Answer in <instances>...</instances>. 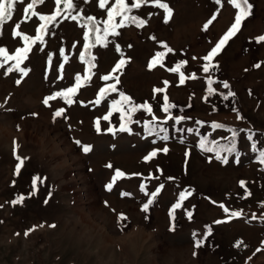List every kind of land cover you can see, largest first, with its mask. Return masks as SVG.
I'll return each instance as SVG.
<instances>
[{
  "label": "rangeland",
  "instance_id": "obj_1",
  "mask_svg": "<svg viewBox=\"0 0 264 264\" xmlns=\"http://www.w3.org/2000/svg\"><path fill=\"white\" fill-rule=\"evenodd\" d=\"M30 2L17 4L12 19L0 27V47L10 54L24 47L22 36L13 34L16 24L34 38L42 23L38 16L25 20L23 8ZM72 2L70 10L61 4L43 41L32 44L20 65L29 69L27 76L7 72L14 61L0 68V264H264V163L258 159L264 150V42L255 40L264 35V0H248L252 15L207 73L202 58L238 11L228 0L222 5L163 0L173 9L167 23L163 9L144 3L130 13L146 21L143 26L118 28L119 35H109L105 44H95V33H90L91 64L80 59L90 27L87 17L102 29L115 0H107L104 8L100 0ZM34 10L51 15L55 0H44ZM214 13L216 19L204 30ZM158 52L166 55L149 68ZM121 59L126 63L112 73ZM181 61L186 63L179 71L170 70ZM78 74L82 86L73 103L62 97L43 103L74 86ZM105 75L119 82L105 81ZM112 84L117 91L97 104L99 89ZM209 88L215 91L209 94ZM229 91L235 95L225 100ZM120 93L135 105L151 107V112H131L127 131L119 130L122 113L111 103L121 99ZM165 96L174 105L168 112L163 111ZM122 107L127 112L130 106ZM59 109L64 111L57 117ZM214 122L225 127L214 128ZM230 129L238 132L234 152L221 147L217 159L216 151L200 146L206 139L231 147ZM83 145L91 150L84 152ZM153 150L156 155L146 161ZM17 156L23 158L19 174ZM116 170L125 175L113 181ZM34 177L40 178L35 188ZM110 183L111 190L106 187ZM160 185L164 187L153 199L151 193ZM186 191L191 194L173 211ZM20 195L22 203L13 205ZM149 199L153 202L145 211ZM237 211L241 215L230 218Z\"/></svg>",
  "mask_w": 264,
  "mask_h": 264
},
{
  "label": "snow or ice",
  "instance_id": "obj_2",
  "mask_svg": "<svg viewBox=\"0 0 264 264\" xmlns=\"http://www.w3.org/2000/svg\"><path fill=\"white\" fill-rule=\"evenodd\" d=\"M147 2H151L153 4H155L157 7H159L160 9L164 10V21L165 23L168 22L169 19H171L172 14H173V9L171 7H169V5L166 2H163V0H133V2L131 4H129L127 2V0H115V2L112 4V6L110 8L107 9V19L102 21L104 27L101 29L100 27L97 26L95 18L94 17H87V22L88 24L91 25V27L88 28L87 31L84 32L83 35V39L85 41L83 47H84V51L80 52V59L86 63L91 64V60L93 59V57H91L89 49L94 46V44L89 43L88 41L90 40V33H95V44H105L107 37L109 35H119V33L116 31V29L118 28H122L124 26H126L127 24H136L138 27L143 26L146 21L140 19L139 17L135 16V15H130V13L132 12V9L134 8H139L142 6V4L147 3ZM217 5H222V0H215ZM24 0H0V27H2L6 21H9L12 19L13 17V12L15 10V6L17 4H23ZM44 0H31L30 3H27L26 7L23 8V13H24V17L25 20H30L32 17L34 16H38L39 20L42 21V23L39 24V27L37 28V35L33 38L31 36H28L27 34L22 33L21 31H19L20 29V24H16L15 25V29L13 31V34L15 36H22L23 40H24V47H17L13 53H9V51L3 47H0V68L5 67V65H8L9 61H14V63L7 68V72H12V71H19L21 72L24 76L28 75L29 69L26 68H22L20 65L21 63L27 59V54L29 51H31V46L32 44H35L37 41H43V36L44 34L47 32L49 25L53 24L56 21L57 16H59L61 14V4H63V9L65 10H70L74 7L72 0H55V5H56V10L55 12H53L51 15H43L40 14L38 12H36L35 6L37 4H43ZM107 3V0H100V7L104 8L105 5ZM228 3L231 4L235 9H237L238 11L236 12L235 18H234V22L231 24V26L227 29V31L223 34V36L216 42V44L210 49V51H208V53L202 58L206 63L203 64V71L205 73L209 72L210 67L214 66L212 65V61L214 59V57H216L223 49V47L227 44V42L240 30V26L242 21H244L247 17L252 15V5L248 2V0H228ZM217 14L214 13L212 15V17L204 24V30H208L209 25H211L213 23V21L216 19ZM116 17H120L119 23L116 22ZM72 19H77L76 16H72ZM257 43L260 42H264V35H260L258 37L255 38ZM165 47L167 48V46L165 45ZM63 51V50H62ZM117 51H119V46L117 45ZM168 52L172 51V49L168 48L167 49ZM166 53L165 52H158L155 54V56L153 57V62H151L149 64V68H152L156 63H159V58L165 56ZM87 56V59H85V57ZM195 59V58H194ZM65 60H67V57H65ZM126 63V61L124 59H121L120 61L117 62V64L115 65V67L112 70V73H116L117 71H119L124 64ZM186 62L181 61L179 62V64H177L176 67L170 69L173 72H177L179 71L180 67ZM255 67H260L259 64L255 65ZM62 68V65H61ZM6 72V74H7ZM62 78V77H61ZM115 79L116 82H119V78L115 77L113 75H105L103 77V79L105 81L109 80V79ZM190 78H195V75L193 74ZM89 79V77H85V80ZM184 74L180 73V83H184ZM80 80L81 77L78 74L76 76V84L72 87H69L67 89H64L60 92H56L48 97H46L43 101V103L45 105H47L49 103L50 100L56 99L57 97H62L67 103L71 104L73 103L72 100V96L75 95V93L78 91L79 87H81L82 85L80 84ZM21 81L18 79L16 81L17 84H19ZM167 83V82H165ZM212 81L211 79H209V84H211ZM223 86L225 88H228L229 85L228 83L225 81L223 82ZM117 89L115 87L114 84L112 85H108L107 87H102L99 89V94H98V98L95 101L97 104H99L101 102V100L104 98L105 94L108 92H116ZM155 91L157 92H161L163 91V89H156ZM209 94L213 93L215 90L209 88ZM235 94L232 93L231 91L228 92V94L226 96H224V99L227 100L228 96H234ZM120 100H113L112 103V107L114 110L116 111H120L122 113L121 115V126H120V131H127L129 130L127 128V122H130L131 120V112L143 108L149 112H151V107L147 104H142V105H135L132 103L131 97L126 96L124 93H120ZM206 99V98H205ZM165 105L163 106V111L168 112L169 109L171 107H174V105L168 104L167 103V97L165 96ZM127 104L129 105V109L127 112L124 111L122 105ZM63 109H59L55 112V116H61L63 113ZM111 115V113H109L108 115H105L103 117L104 120H108L109 116ZM173 119L176 120H180L183 119V117H172ZM239 118V117H238ZM146 126L149 127V131L151 132L152 129L150 127V122L148 124H146ZM213 127L214 128H223L225 127V125L223 124H219V123H213ZM96 130L97 132L100 131V118H97L96 120ZM109 132H112L113 129L112 128H108ZM230 131L232 132V145L231 147L228 146H218L216 141H206V139H202L201 140V144L200 146L202 148H205L206 151H216L217 153V159H220V149L221 147L224 148V150L228 151V152H234L235 151V139L238 135L237 130L235 129H230ZM251 135H249V139H251ZM164 139H167V137L165 136ZM77 143L79 144L80 141H77ZM210 143L213 145V147L211 148H207L206 144ZM82 149L84 152H89L91 150V146L89 145H83ZM252 149L253 151L257 150L256 144L253 143L252 145ZM164 151H167V149H164ZM156 155V150H153L152 152H150L148 155H146L144 157V159L150 160L152 159L154 156ZM258 159L260 160L261 163H264V150H261L259 152V156ZM17 160L20 161L17 165H16V173L19 174L20 168L23 164V158L17 156ZM224 162L227 163V158H224ZM108 167H111V165H108ZM125 173L121 172L120 170H116V174L113 177V181L117 178V177H122L124 176ZM40 179L39 177H34L33 178V186L35 188L36 185V181ZM169 179H172L171 177H169ZM241 185L244 184L243 181L240 182ZM106 187L111 190L112 188V184H108L106 185ZM163 185H160L156 191L151 193V197L154 199L156 197V195L160 192V190L163 188ZM141 190L142 191H146V185L145 184H141ZM32 193H30L29 195H31ZM190 192H181L180 196H179V200L178 202L173 205V211L175 210V208H178L181 206V202L186 198V195H190ZM24 197L23 195L18 196L16 199H14L13 201H11V203L13 205L22 203ZM47 202V201H45ZM153 202L152 199H149L147 201V203H145L143 205V209L145 211H147L149 205ZM221 207H224L223 205H221ZM225 212H228L229 210L227 208H224ZM191 214H189L190 216ZM241 213L239 211L237 212H232L230 214V218L231 217H237L240 216ZM121 219H125V217L123 216V214H121L120 216ZM253 219H255V216H253ZM222 221H215V223H221ZM42 226V225H41ZM50 227H55V225H50ZM34 229H30L29 231H32ZM211 231V229L209 228V232ZM17 235H19L17 233ZM25 235H28V232H25ZM195 235V234H194ZM238 242V245L239 246ZM202 244V240H196V246L199 247ZM196 253L194 252L193 255H195Z\"/></svg>",
  "mask_w": 264,
  "mask_h": 264
},
{
  "label": "trees",
  "instance_id": "obj_3",
  "mask_svg": "<svg viewBox=\"0 0 264 264\" xmlns=\"http://www.w3.org/2000/svg\"><path fill=\"white\" fill-rule=\"evenodd\" d=\"M90 27H91V25H90Z\"/></svg>",
  "mask_w": 264,
  "mask_h": 264
}]
</instances>
